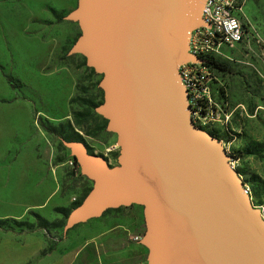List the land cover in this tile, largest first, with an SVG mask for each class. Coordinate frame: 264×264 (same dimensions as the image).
<instances>
[{
  "label": "rangeland",
  "instance_id": "374dc122",
  "mask_svg": "<svg viewBox=\"0 0 264 264\" xmlns=\"http://www.w3.org/2000/svg\"><path fill=\"white\" fill-rule=\"evenodd\" d=\"M76 1L0 0V264H145L148 256L141 205L63 231L92 181L62 142H81L109 166L119 150L95 110L101 73L68 53L80 29L64 16ZM239 18L248 36L212 57L222 65L212 91L216 121L203 130L221 139L264 219V0H241Z\"/></svg>",
  "mask_w": 264,
  "mask_h": 264
},
{
  "label": "water",
  "instance_id": "95a60500",
  "mask_svg": "<svg viewBox=\"0 0 264 264\" xmlns=\"http://www.w3.org/2000/svg\"><path fill=\"white\" fill-rule=\"evenodd\" d=\"M204 0H77L64 18L80 53L101 73L102 102L119 148L109 166L81 142L71 150L92 188L63 231L105 210L143 207L145 264H264V220L252 208L221 143L189 117L178 66Z\"/></svg>",
  "mask_w": 264,
  "mask_h": 264
},
{
  "label": "built area",
  "instance_id": "2783aa9c",
  "mask_svg": "<svg viewBox=\"0 0 264 264\" xmlns=\"http://www.w3.org/2000/svg\"><path fill=\"white\" fill-rule=\"evenodd\" d=\"M240 10L241 0H204V24L190 31L187 47V52L200 61H187L178 66L189 117L201 129L216 121L212 91L218 79L217 69L211 63L212 57L220 54L222 47L241 43L248 36V29L239 18ZM243 191L249 197L245 186Z\"/></svg>",
  "mask_w": 264,
  "mask_h": 264
},
{
  "label": "trees",
  "instance_id": "16d2710c",
  "mask_svg": "<svg viewBox=\"0 0 264 264\" xmlns=\"http://www.w3.org/2000/svg\"><path fill=\"white\" fill-rule=\"evenodd\" d=\"M212 65L217 69V71L219 70V68H222V65L216 61L211 60ZM3 77L5 78L6 82L11 86V87H16L18 85V81H16L15 79H13L11 76L6 75V74H2ZM6 100L4 98L0 99V102H5ZM218 141H221V139L216 138ZM106 211V210H105ZM104 211V212H105Z\"/></svg>",
  "mask_w": 264,
  "mask_h": 264
},
{
  "label": "bare ground",
  "instance_id": "6f19581e",
  "mask_svg": "<svg viewBox=\"0 0 264 264\" xmlns=\"http://www.w3.org/2000/svg\"><path fill=\"white\" fill-rule=\"evenodd\" d=\"M259 215L261 216V214L259 213Z\"/></svg>",
  "mask_w": 264,
  "mask_h": 264
},
{
  "label": "crops",
  "instance_id": "0c3cea01",
  "mask_svg": "<svg viewBox=\"0 0 264 264\" xmlns=\"http://www.w3.org/2000/svg\"><path fill=\"white\" fill-rule=\"evenodd\" d=\"M248 29V28H247Z\"/></svg>",
  "mask_w": 264,
  "mask_h": 264
}]
</instances>
